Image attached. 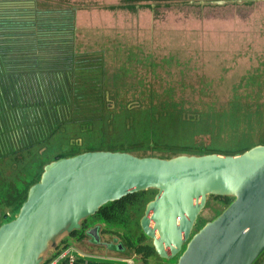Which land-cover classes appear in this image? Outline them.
I'll use <instances>...</instances> for the list:
<instances>
[{
  "label": "rangeland",
  "instance_id": "rangeland-1",
  "mask_svg": "<svg viewBox=\"0 0 264 264\" xmlns=\"http://www.w3.org/2000/svg\"><path fill=\"white\" fill-rule=\"evenodd\" d=\"M30 1L34 12L42 14L33 21L30 33L39 38L35 44H46L34 45L36 57L46 59L55 53L67 56L66 64L51 73L50 78L62 79L78 73L92 76L97 72L102 77L99 82L103 99L99 110L115 113L118 124L124 122L123 109L137 114L133 111L156 107L162 101L175 103L185 120L173 118L172 114V119L165 123L170 128L165 131L167 137L155 141L140 139L128 143L120 129H116L115 136L109 132L102 139L81 134L91 124L79 123L75 113L72 120L70 115H65V88L64 100L56 97L60 93L50 95L53 89L47 91L45 84L48 76L37 73L38 84H35L34 75L28 74L35 71V66L30 65L34 62L18 63L22 72H16L14 83L10 85L8 76L0 77V107L15 114L12 117L17 124L15 131L45 130V135H49V126L43 128L39 121L52 110L60 113L55 123L59 124L47 138L31 143L33 155L26 157V162L35 155L37 160L17 168L15 174L4 172L8 173L3 184L7 188L0 194V213L4 212L5 216H0V223L16 214V209L9 205L11 200L18 191L27 193L39 180L43 166L56 160L53 159L56 154L66 158L89 149L106 150L109 143L114 148L130 149V154L135 156L145 153L158 158L174 155L175 151L202 153L209 146L215 150L210 153L232 155L243 151L229 153L227 147L234 148L239 143L251 147L264 145V0ZM67 16H71V22ZM69 23L70 29L66 30L63 25ZM38 25L48 26L42 27L43 31L50 30L37 33ZM62 41H67L64 48L59 47ZM19 48L13 50L18 57L35 54L25 52L33 49L26 43ZM4 55L2 60L11 51ZM233 106L236 112L228 111ZM105 128H109L107 124ZM103 140L105 143L100 145ZM8 180H13L12 188ZM153 195L154 191L148 189L141 199H151ZM145 202L127 201L117 217L121 218L120 222L112 219L107 223L95 216L106 238L103 241L115 237L125 242V233L132 237L138 234V219ZM223 207V203L207 196L190 235ZM125 214L128 216L124 217ZM144 240L150 241L147 237ZM178 254L171 258L153 256L149 264H174Z\"/></svg>",
  "mask_w": 264,
  "mask_h": 264
},
{
  "label": "water",
  "instance_id": "water-1",
  "mask_svg": "<svg viewBox=\"0 0 264 264\" xmlns=\"http://www.w3.org/2000/svg\"><path fill=\"white\" fill-rule=\"evenodd\" d=\"M22 5L30 11L32 2H0L18 10ZM148 189L155 193L138 225L158 257L179 253L174 264H250L264 248V145L232 155L170 158L94 150L43 166L16 214L0 223V264H36L57 232L79 228L80 219L107 201ZM207 196L231 200L190 235ZM99 228L84 230L90 242L124 250L115 237L101 240Z\"/></svg>",
  "mask_w": 264,
  "mask_h": 264
},
{
  "label": "trees",
  "instance_id": "trees-1",
  "mask_svg": "<svg viewBox=\"0 0 264 264\" xmlns=\"http://www.w3.org/2000/svg\"><path fill=\"white\" fill-rule=\"evenodd\" d=\"M66 19H68L69 22H71L72 20L71 16H67ZM63 26L64 28H67L66 30L70 29V23L68 25L64 24ZM56 28H59V26H56ZM66 42L67 41H62V43H60L62 45L59 47L61 48L66 47L67 46ZM43 43L44 42H36L37 45H41L40 47H42L43 45H46ZM56 46H58V44ZM14 49L17 50L21 48L19 47L13 48L10 46L3 47L0 45V54H2L0 55V77L8 76L9 78H11L10 85L12 84V81L13 83H14V80L16 81V78H15V76H17L16 72H19V73L22 72V71H19L20 67L18 66V63L19 64L26 63V62H23V60H20L17 55H14V51H13ZM35 50H37V47H35ZM10 51H11V55L10 56L6 55L7 59L2 60L1 57L5 56L4 53L10 52ZM17 53H19V51H16V54ZM38 60L39 62H37ZM66 60H67V56L63 57L59 55L58 53L57 54L55 53L54 56L48 57L46 59H41V58L39 59L36 57V60H34V63L30 64V65H34L36 69L35 71L29 70L30 72L28 74L34 75L33 83L35 84H38L37 77H35L37 76V73L47 75L49 92H51V90L53 89L50 95L53 96L57 93H60L56 95L58 99L61 98L64 100L63 89L65 88V92L67 93L65 97L66 100L64 101L66 102L65 115L67 114L66 115L67 117L70 115L71 118L69 117V119L72 120L73 114L75 113L76 116L78 117L79 123L91 124V127L89 129L85 128V131L84 132L81 131V134H86L88 136L96 135L98 138L102 139L103 137H107V134L109 132L111 136H115L116 129H120L119 132L121 133V135L128 138L126 139L128 143L139 142L140 139H142L141 141H155L163 137H167V133L165 131H170V128L165 123L172 119V114H173V118L180 117L181 120H185V118L182 115L183 112L180 111V109H177L175 107V103L171 104V103L162 101L158 103L156 107L150 106L141 111L134 110L133 112L137 111L138 112L137 114L131 113L128 109H123L122 112H123L124 122H121L120 124H118L119 120L117 117H115L116 116L115 113H102L99 110V108H101L99 104H101L102 99H103L102 92H101L102 87L99 82V81H102V77L101 76L98 77L97 72L95 70H93V72L95 71L96 73H93L92 76H83L81 73H78V75L69 74V76H63L62 79L54 78V77L53 79L50 78L51 73H54L55 71L60 69V67H63L66 64ZM70 62H72L71 59H70ZM85 77H88V80L85 79ZM49 100H50V97H49ZM263 104H264V101H263ZM233 108L230 107L228 111L236 112V108L234 106ZM58 114L60 113H57L56 111H53V110L48 111L45 113L46 116L43 117L41 121H39L41 123L40 126L44 125L43 128H45V126H49V128L51 129L50 130L51 133L49 135H51L52 132H54V130L57 128L59 124V123L55 124L57 122L56 120L58 119L57 118ZM14 116L15 114L13 115L8 110L0 107V170L3 171L2 173L0 171V178H1L0 194H2L1 192L4 188H7V186H4L3 184L6 183L5 176L8 173L5 174L4 172L9 171L10 174H15L17 173L16 172L17 168L21 169L26 164H29V162H32L33 160H37L36 155H35L31 161L28 158V162H26V157H31L33 155L30 153L31 143L33 141L41 142L44 136L46 138L49 136V135H45L47 133L45 130H40L39 132H29L27 129H23V130L19 129L18 131H15L17 124H14L15 121H13V118H12ZM39 119H37V122ZM126 120H129V121L127 122ZM227 122H229V120H227ZM194 123H196V121H194L193 124ZM105 124H107V127L109 128H105ZM173 129L176 130V128H173ZM104 141L105 140H103L100 143V145L104 144L105 143ZM112 146L114 145L112 143H109L108 147L110 148L106 150L130 153L129 152L130 149L128 150L125 148L122 149L118 147L114 148ZM213 147L214 146H209V148L206 149L202 153L198 151H190V152L175 151V153H173L174 155L161 156V158H170L176 155H180L182 153H184L185 155L207 154V153H210L211 151H215L213 150ZM249 147L251 146H247V145L241 146L239 143L236 147L234 148L227 147L225 150H227L229 153H233V152L235 153L236 151L242 152L248 149ZM96 149L97 148H94L92 150H96ZM89 150L92 151L91 149ZM45 153H44V156H45ZM62 156H63L62 154H56L53 159H57ZM137 156H140V157L149 156V154L144 153V154H140ZM8 182L12 188V186H14L13 180H8ZM144 192L145 191H140V192L126 195L120 199L107 201L103 203L102 205H100L93 215L98 216L100 220L105 221L107 223L111 222L112 219L118 220L120 222L121 218H117V217H119V214L124 211L125 203L127 201L133 202L135 204H139L142 202V200L144 202L148 200V199H141L142 198L141 196ZM25 196L26 194H23L20 191H18L16 197L11 200V203L9 205H12V207H14L17 212L21 202L25 199ZM210 197L220 203H223L224 206H226L227 203L231 199L230 197H226V196H210ZM0 216H5V213L4 212L0 213ZM127 216L128 214L124 215V217H127ZM76 230L78 229H73L70 231V233ZM78 232L81 233L82 231L78 230ZM146 237L147 236H145L142 233L139 227L138 234H135L133 237L125 233V237H124L125 242H122L126 246V248H128L131 252L135 254L138 262H141L142 264H149L150 263L149 258L151 256H158L154 252L151 242L144 240V238ZM257 257H255L254 260L250 264H256Z\"/></svg>",
  "mask_w": 264,
  "mask_h": 264
},
{
  "label": "crops",
  "instance_id": "crops-1",
  "mask_svg": "<svg viewBox=\"0 0 264 264\" xmlns=\"http://www.w3.org/2000/svg\"><path fill=\"white\" fill-rule=\"evenodd\" d=\"M95 223H97L95 221V216L90 215L80 219V227L76 229L82 231L81 233H79L78 230L72 233L65 230L57 232L54 235L55 237L53 236L51 240H48L45 246L42 248L39 261L36 264H42L43 262L51 259L55 252L63 245H72L78 251V253L75 255L73 264H125L122 258L131 253L128 251L129 249L126 248L125 245L123 251H116L111 248H107L104 243L90 242L88 236L84 234V230L88 226H91ZM101 233L102 232L99 228L100 239L105 240V236H103ZM110 240L111 238L108 239V241ZM263 251L264 248L259 252V255H257L258 257L256 256V264H262L264 261V254H261ZM136 261L138 263L137 259ZM55 264H66V262L63 259H60Z\"/></svg>",
  "mask_w": 264,
  "mask_h": 264
},
{
  "label": "flooded vegetation",
  "instance_id": "flooded-vegetation-1",
  "mask_svg": "<svg viewBox=\"0 0 264 264\" xmlns=\"http://www.w3.org/2000/svg\"><path fill=\"white\" fill-rule=\"evenodd\" d=\"M30 1V0H23ZM0 2H12V1H0ZM23 10H18V8H9L7 6H0V45L10 46V47H21L24 43L28 44V46L33 49L25 52H36L34 51L35 41L39 38L32 35L31 29H33V21L38 19L40 12H34L33 5L31 7V13L29 9L21 8ZM25 12V13H24ZM42 27H48L46 25H38L37 33H41L43 31ZM41 30V31H40ZM44 29L43 32H46ZM32 36V38H31ZM22 52V51H21ZM20 60H25L26 63H32L36 60V53L19 56ZM48 86L47 79L45 80ZM33 85V84H32ZM34 86V85H33ZM38 86V85H37ZM42 87V86H40ZM46 90L49 91V86L46 87ZM155 193V191H154Z\"/></svg>",
  "mask_w": 264,
  "mask_h": 264
},
{
  "label": "built area",
  "instance_id": "built-area-1",
  "mask_svg": "<svg viewBox=\"0 0 264 264\" xmlns=\"http://www.w3.org/2000/svg\"><path fill=\"white\" fill-rule=\"evenodd\" d=\"M78 253L76 248L72 245H63L61 246L55 254L52 256L51 259L43 262L42 264H55L58 260L63 259L65 260L66 264H73L75 259V255ZM135 254L132 252L127 256H124L122 260L125 264H137L135 261Z\"/></svg>",
  "mask_w": 264,
  "mask_h": 264
},
{
  "label": "bare ground",
  "instance_id": "bare-ground-1",
  "mask_svg": "<svg viewBox=\"0 0 264 264\" xmlns=\"http://www.w3.org/2000/svg\"><path fill=\"white\" fill-rule=\"evenodd\" d=\"M65 232V231H64ZM65 234V233H64ZM62 236H63V234H62ZM55 237V236H54ZM53 238V237H52ZM39 264V263H38Z\"/></svg>",
  "mask_w": 264,
  "mask_h": 264
}]
</instances>
